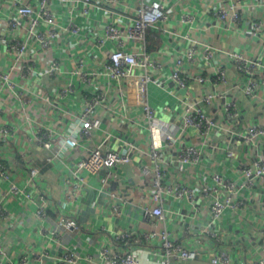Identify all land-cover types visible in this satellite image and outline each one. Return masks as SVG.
Segmentation results:
<instances>
[{
    "label": "crops",
    "instance_id": "1",
    "mask_svg": "<svg viewBox=\"0 0 264 264\" xmlns=\"http://www.w3.org/2000/svg\"><path fill=\"white\" fill-rule=\"evenodd\" d=\"M158 1L164 3L169 11V19L163 23L165 30L153 29L145 41L129 43V51L147 52L162 63V67L153 72L154 78L161 81L162 86L152 84L149 88V99L157 116L166 121L181 123L185 115V103L199 102L209 94L223 95L222 98L216 97L208 107L209 113L219 123L218 132L209 137H204L195 128H191L187 136L176 133L180 145L193 144L201 149L202 161L199 165H189L185 173L177 171L175 165L167 164L171 182L192 183L196 187L197 201L191 203L186 198L177 199L167 195L165 225L173 239L200 252L199 257L189 264H213L214 242L211 237L204 235L209 229L217 232L227 243L235 264H254L264 254V177L242 191L246 205L241 211L236 214L225 212L216 221L210 213V200L201 191V177L223 171L242 183L246 180L244 167L252 164L256 156L264 158V140L248 144L231 132L245 133L253 125L264 126V84L254 99L248 98L245 93L247 79L238 74L225 53L220 52L238 51L251 58H264V9L252 6L251 0H241L238 7H233L235 0ZM37 2L38 0H28V3L35 6ZM238 2L240 1L237 0ZM139 4L140 0H126L121 7H116L105 5L103 0H93L90 16L86 20L81 18L84 34L65 33L50 49L32 44L27 59L38 64L40 81L34 74L28 80H21L20 84L27 86L35 94L27 108L28 113L33 111L38 117L33 121L34 128L43 124L60 133L66 131L73 103L62 98L61 91L69 82H73L77 95L82 99L90 93L91 87V90L108 93L109 106L103 108L99 114L102 128L116 135L111 142L113 146L122 150L124 144L119 138L125 135V138L134 137L142 148L151 144L153 135L147 128V118L143 111L132 104H125L120 85H108L104 75L100 73L109 59L113 44L107 42L101 51L96 44L97 37L108 23L114 21L124 29L131 25ZM218 8H226L230 12L239 11L242 21L238 24L223 23L214 15ZM53 11L57 23L62 25L78 17V14L71 15L68 6L58 1L54 3ZM187 14L192 16V21H184V15ZM8 15L18 16L15 5L12 0H0V42L7 39L5 28ZM256 19L263 21L257 35L254 34ZM49 27L50 25H40L43 30ZM26 34L25 29H22L17 36L24 40ZM195 42L197 62L186 66L184 70L191 76L202 73L213 80L202 83L192 79L187 88H180L172 79L175 58L185 56V51L190 50ZM207 46L220 50L215 53V63L211 65L205 58ZM81 58L87 60L85 70L96 73L91 87L82 84L81 77L70 72ZM53 61L61 62L66 72L53 77L43 75V71ZM12 62L11 53L0 57V71L7 70ZM217 62L227 69V83L215 82L214 77L219 68ZM143 72V68H135V73ZM258 76L264 79V71H259ZM2 87L3 81L0 78V101L3 102L0 104L8 109V113H0V160L3 159L13 173L12 183H5L0 177V205L10 213L5 219L0 217V239L4 250V254L0 252V261L3 264H57L63 247L49 233L42 231V226L49 225L55 229L60 212L76 217L81 223L80 229H59L63 244L72 247L81 255H86L90 250H98L110 236L124 232L141 236L146 232L163 229V222L159 221L158 226L153 227L144 222L141 215V206L155 205L152 198V173L143 175L138 168L140 164L153 163L147 153L135 157L129 165L117 167L114 180L106 186L109 193L123 195L128 200L126 204L121 203L122 213L116 216L109 195L96 201L97 189L103 187V179L99 176H92L84 171L82 175L88 184L74 190L77 181L73 173L74 164L76 160L88 156L89 151L85 149L87 141H82L83 146L77 148L75 153L67 151L63 159L50 161L51 152L42 148L35 140H30V128L26 117L21 113L22 109H19L16 97L10 95L14 100L7 97L6 92L2 93ZM227 101L235 104L239 111L238 117L228 116L225 110ZM8 120L12 133L5 141L1 126ZM137 122L142 130L135 128ZM104 135V132L98 133V139H102ZM162 145L161 154L170 162L174 152L164 143ZM228 148L236 151V158L228 157ZM31 165L40 169L38 182L31 181L28 170ZM14 184L21 189L19 193L11 191V185ZM42 193L47 195L50 203H47L48 217L39 219L36 216L35 200ZM28 194L31 195L30 198L27 197ZM44 249L50 254L39 261L36 253L40 251L41 254ZM122 249L137 252L142 264L165 263L164 253L157 239L149 244H135L130 248L124 245L120 248Z\"/></svg>",
    "mask_w": 264,
    "mask_h": 264
},
{
    "label": "built area",
    "instance_id": "2",
    "mask_svg": "<svg viewBox=\"0 0 264 264\" xmlns=\"http://www.w3.org/2000/svg\"><path fill=\"white\" fill-rule=\"evenodd\" d=\"M57 1L67 5L71 15L76 16L78 14V17L70 19L65 25L58 24L53 11V5ZM103 1L105 5L121 7L126 0ZM235 1L233 7L241 5V0L238 3L237 0ZM12 2L16 7L18 16H7L5 31L8 40L5 39L0 42V57L10 55V53L13 55V62L10 67L3 72L0 71V78L3 81L2 93L6 92L7 97L10 99L16 97L19 109H22L21 113L26 117L30 128V140H35L42 148L51 152L50 161L63 159L67 151L75 153L77 148L83 146L82 141H87L85 149L89 151L88 156L76 160L74 164L73 173L77 178L74 190L77 191V189L79 190L88 184L82 175L84 171L92 176H99L103 179V187L97 189L96 201H98V198L109 195L112 199L113 213L120 216L122 213L121 203L126 204L128 200L123 195L111 194L106 189V186L108 187L114 180L116 168L120 165L131 164L134 158L142 153H147L153 160L151 165H138L143 175L152 173L154 188L152 198L155 202L153 207L149 205L141 206V215L143 221L153 225V227L158 226L159 221L163 222V229L161 231L153 230L150 233L146 232L141 236L133 232L110 236L98 250H90L86 255H81L72 247L63 244L59 232V229H80L82 227L81 223L76 217H71L66 212H60L58 226L55 229L49 225L42 226V231L49 233L63 247L62 255L59 257L57 264H82V262L86 264H142L137 252L127 249L120 250V248L124 245L130 248L135 244H149L153 239H157L158 245L164 253V264H189V262L196 260L200 252L189 249L182 241L173 239L165 225L167 195L177 199L186 198L191 203H196V187L192 183L171 182L166 166L167 164H173L177 167V171L185 173L189 165H199L201 163V149L193 144L180 145L176 133L180 132V135L187 136L190 129L195 128L204 137H209L218 132L220 129L219 123L209 113L208 107L216 97L222 98L223 95L209 94L199 102L185 103V115L181 123L166 121L157 116L149 99V88L152 84L162 86V82L155 79L153 75L155 70L162 67V63L153 59L147 52L129 51V43L132 41H145L149 32L153 29L165 30L163 23L169 19V11L165 4L158 0H140L131 25L124 29L113 21L108 23L101 35L97 37L96 44H98L97 47L100 51L107 42L113 44L109 59L100 73L104 75L108 85L114 83L120 85L123 98L127 99V101L123 99L125 104H132L143 111L147 118V128L153 135L151 144L143 148L134 137L127 135L128 137L125 138V135L119 138L124 144V148L119 150L111 144L116 135L103 129L101 125L102 120L99 112L103 108H108L109 95L106 91L91 90L96 73L85 70L87 63L85 58L79 59L77 66L70 72L72 75L80 76L82 84L91 87L90 93L82 99L77 95V88L73 82H69L61 91L62 98L73 103L70 112L71 118L65 132L60 133L57 130L48 129L43 124L37 128L33 127V121L38 117L33 114V111L28 113L27 108L32 102V96L35 94L27 86L20 84L21 80H28L34 77V74L40 81L38 64L27 59L32 44L34 43V45L43 49H50L65 33L71 35L84 34L81 18L86 20L90 16V5L93 0H38L36 6L28 3V0H12ZM250 4L264 9V0H251ZM214 15L225 24H238L242 21L241 13L237 10L230 12L226 8H218L214 11ZM184 21H192V16L184 15ZM40 25H50V27L43 30L40 29ZM254 25V34L257 35L263 26V21L256 19ZM22 29L27 32L24 40L17 36V33ZM195 43L190 50L185 51V56L175 58V70L172 73V79L180 88H187L192 79L202 83L213 80L202 73L191 76L184 70L186 66L197 62L196 49L194 48L197 46V42ZM217 51L220 50L207 46L205 58L209 65L215 63L214 59ZM220 52L225 53L236 72L247 79L246 96L254 99L260 87L264 84V79L258 76L259 71H264V58H251L238 51ZM48 65L47 69L43 71V75L48 77L58 76L66 72L61 62L53 61ZM216 65L219 68L214 77L215 82L227 83V69L218 62ZM137 67L143 68L144 72L142 74L135 73ZM0 103L3 102L0 101ZM58 104L62 105V102ZM225 110L230 117L239 116L237 107L231 101L225 103ZM2 112L8 113V109L0 104V113ZM135 128L142 130V126L138 122ZM102 132L105 133L104 137L98 139V133ZM231 132L232 135L248 144H255L264 140V126L260 125L251 126L245 133ZM1 133L4 135V140L7 141L12 133L9 120L2 124ZM163 143L174 152V157L170 162L166 161L161 154ZM227 155L233 159L236 158L237 153L234 149L228 148ZM28 170L32 182L40 181V169L38 167L31 165ZM243 172L246 180L242 183L234 180L223 171L201 177V191L210 200V213L214 221L218 220L225 212L236 214L245 207L246 199L241 193L243 190L252 187L259 178L264 177V158L261 156L254 157L252 164L245 166ZM0 177L5 180V183L13 182V173L3 159L0 160ZM11 191L19 193L21 189L17 184H14L11 185ZM27 197L30 198L31 195L28 194ZM35 203L37 205L36 216L39 219L47 218L49 210L47 203H50L47 195L45 193L38 195ZM9 214V211L3 205H0V217L5 219ZM180 214L184 215L182 212ZM204 235L211 237L214 242L213 264H235L226 246L227 243L220 238L217 232L209 229L205 231ZM0 252L4 254L1 239ZM48 254L50 253L44 249L41 254L38 251L36 256L39 261H42ZM0 264H3V262L0 261ZM254 264H264V254Z\"/></svg>",
    "mask_w": 264,
    "mask_h": 264
}]
</instances>
